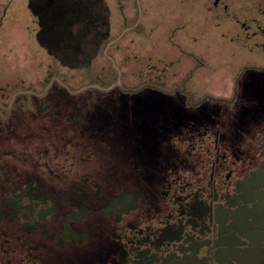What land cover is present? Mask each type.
Segmentation results:
<instances>
[{"label":"flooded vegetation","instance_id":"flooded-vegetation-1","mask_svg":"<svg viewBox=\"0 0 264 264\" xmlns=\"http://www.w3.org/2000/svg\"><path fill=\"white\" fill-rule=\"evenodd\" d=\"M185 10L0 0V264H264V0Z\"/></svg>","mask_w":264,"mask_h":264},{"label":"rangeland","instance_id":"rangeland-1","mask_svg":"<svg viewBox=\"0 0 264 264\" xmlns=\"http://www.w3.org/2000/svg\"><path fill=\"white\" fill-rule=\"evenodd\" d=\"M144 6L150 8V15H153L154 7L161 9V28L170 27L169 21H174L173 26L180 25L189 19V0H143ZM172 26V27H173Z\"/></svg>","mask_w":264,"mask_h":264}]
</instances>
